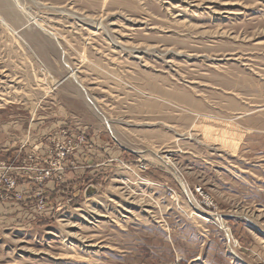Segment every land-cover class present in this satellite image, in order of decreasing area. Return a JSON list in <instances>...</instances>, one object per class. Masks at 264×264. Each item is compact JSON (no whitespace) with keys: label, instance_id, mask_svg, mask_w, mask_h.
<instances>
[{"label":"rangeland","instance_id":"obj_1","mask_svg":"<svg viewBox=\"0 0 264 264\" xmlns=\"http://www.w3.org/2000/svg\"><path fill=\"white\" fill-rule=\"evenodd\" d=\"M0 264H264V0H0Z\"/></svg>","mask_w":264,"mask_h":264},{"label":"water","instance_id":"obj_2","mask_svg":"<svg viewBox=\"0 0 264 264\" xmlns=\"http://www.w3.org/2000/svg\"><path fill=\"white\" fill-rule=\"evenodd\" d=\"M95 192V188L93 186L88 187L86 194L92 195Z\"/></svg>","mask_w":264,"mask_h":264},{"label":"bare ground","instance_id":"obj_3","mask_svg":"<svg viewBox=\"0 0 264 264\" xmlns=\"http://www.w3.org/2000/svg\"><path fill=\"white\" fill-rule=\"evenodd\" d=\"M55 84H56V81L54 80V81H53V85H55Z\"/></svg>","mask_w":264,"mask_h":264}]
</instances>
